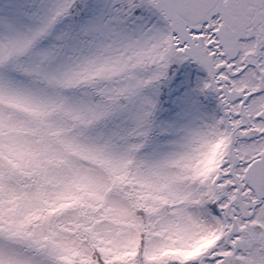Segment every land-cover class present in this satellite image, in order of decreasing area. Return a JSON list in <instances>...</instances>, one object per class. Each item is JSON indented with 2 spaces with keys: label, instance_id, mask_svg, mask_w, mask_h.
<instances>
[{
  "label": "snow or ice",
  "instance_id": "6c2138e0",
  "mask_svg": "<svg viewBox=\"0 0 264 264\" xmlns=\"http://www.w3.org/2000/svg\"><path fill=\"white\" fill-rule=\"evenodd\" d=\"M0 264H264V0H0Z\"/></svg>",
  "mask_w": 264,
  "mask_h": 264
}]
</instances>
